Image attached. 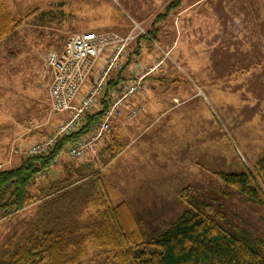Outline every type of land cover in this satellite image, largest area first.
Here are the masks:
<instances>
[{
    "label": "rangeland",
    "instance_id": "rangeland-1",
    "mask_svg": "<svg viewBox=\"0 0 264 264\" xmlns=\"http://www.w3.org/2000/svg\"><path fill=\"white\" fill-rule=\"evenodd\" d=\"M0 10L13 22L0 39V170L18 167L32 146L54 136L68 120L49 109L52 72L46 58L71 35L110 31L133 37L124 50V63L133 62L129 70L139 63L151 67L169 53L162 71L148 76L145 86L146 92L170 93L150 111L155 121L147 130L125 138L110 123L97 156L86 162L70 159L64 146L49 170L34 178L29 192L36 200L0 216V261L36 222L42 208L38 191L55 177H67L68 170L74 179L73 172L86 165L84 174H97L108 184L112 205H126L144 242L168 229L186 209L204 203L219 213L224 229L246 236L264 252V184L254 171L264 156V0H0ZM85 123L82 118L76 129ZM37 132L44 135L33 140ZM8 135L15 138L9 142ZM114 139L121 146L130 143L121 158L122 147ZM156 141L168 161L137 165L138 153ZM246 170L262 194L260 201L216 177ZM95 196L94 184L82 188L74 196L72 215L77 211L83 220L94 214L92 203L85 209L76 205ZM74 264L116 260L112 250L88 241Z\"/></svg>",
    "mask_w": 264,
    "mask_h": 264
},
{
    "label": "trees",
    "instance_id": "trees-1",
    "mask_svg": "<svg viewBox=\"0 0 264 264\" xmlns=\"http://www.w3.org/2000/svg\"><path fill=\"white\" fill-rule=\"evenodd\" d=\"M12 23L9 15L0 10V39ZM110 90L107 84L106 97ZM107 101H101L103 108L98 113H86V123L59 137L48 153L30 155L15 169L0 170L1 217L15 214L36 200L29 192L36 175L49 170L64 146L89 132L101 119ZM88 169L79 168L73 172L74 179L69 173L68 178L51 182L38 191L37 200L42 208L36 222L17 248L2 255L0 264H74L88 241L112 250L116 264H264V252L258 251L246 236L224 229L219 213L204 203L186 209L168 229L144 242L126 205H112L108 184L97 174H84ZM254 171L264 184V156L255 162ZM216 177L240 195L260 201L262 194L252 187L251 172H219ZM92 184L96 186V196L76 206L85 209L92 203L96 211L83 220L74 211L73 217L74 196ZM186 193L184 189L182 197Z\"/></svg>",
    "mask_w": 264,
    "mask_h": 264
},
{
    "label": "built area",
    "instance_id": "built-area-1",
    "mask_svg": "<svg viewBox=\"0 0 264 264\" xmlns=\"http://www.w3.org/2000/svg\"><path fill=\"white\" fill-rule=\"evenodd\" d=\"M131 40L133 37L122 38L110 31H87L71 35L60 52L51 51L47 55L46 66L52 72L47 93L49 109L53 114L66 115L68 120L54 136L32 146L30 155L49 152L59 137L78 129L77 122L98 104L110 73L122 70L124 50ZM168 56L169 53H164V59ZM101 59L103 64H99L96 73L94 68ZM163 60L147 68L140 63L136 65L134 78L121 92L115 94L101 119L86 135L68 144L67 155L70 159L81 162L88 155L96 154L110 130L111 121L120 113L125 101L133 95L146 92L145 79L156 71H162ZM89 78H92V83L86 87ZM137 113L138 110L132 111L130 118H134Z\"/></svg>",
    "mask_w": 264,
    "mask_h": 264
},
{
    "label": "crops",
    "instance_id": "crops-1",
    "mask_svg": "<svg viewBox=\"0 0 264 264\" xmlns=\"http://www.w3.org/2000/svg\"><path fill=\"white\" fill-rule=\"evenodd\" d=\"M65 41L66 40H64V42L62 44H60V46L58 48L52 49L51 51L60 52L62 50V47H63ZM102 60L103 59H101L100 62L95 66L94 72L97 73V71L99 70V64L100 65L103 64ZM124 60H125V58H124ZM134 62H136V61H134ZM132 63L130 64L129 63V59H128L126 61V63H123V68H122L121 71L118 72V71L114 70V71H112L110 73L109 79L107 80L106 85H105V89H106L107 84H108L109 87L112 88V90H110V94L106 97L105 96L106 93L104 94L105 91H103V93H102V95H101V97H100V99L98 101V104L92 109L94 111L91 110L92 112L90 111L89 113L94 114V113H98L99 111H101L102 108H103V104L101 103V101L104 100V99L108 100L107 104H106V109H107L109 107V105H110L109 103H111V101L113 100L115 94L121 92L122 89L124 88V86L126 84H128L129 82H131V80L134 78L135 68H136V65H133V69L132 70L128 69V67L130 65H132ZM91 83H92V78H89L87 80L86 87H87V85H90ZM144 83H146V81H144ZM86 87L84 88L83 91H85ZM168 96H170V93H168V92H159V91H153V92L152 91H147V92L142 93V94L133 95L127 101H125L124 106L120 110V113L116 116L115 119H113L111 121V124L113 123V126H115L117 128V130L120 133L121 137H124L126 134L132 135L133 133H139L141 131H145L155 121V120H151V118H150L151 115H149L150 111L151 110L152 111L156 110V107H161L162 106L161 101L166 100L168 98ZM171 99L174 101V103H173L174 106L173 107H176L177 106L175 104V102L177 100L176 96L175 95H171ZM45 102H46V99H45ZM47 102H48V100H47ZM134 110H138V113H137V115L134 118H130V114ZM43 133L40 136V134H38V132H37L36 134H33L30 137H32L33 140H35V139L36 140H40V138L43 137V135H44ZM8 137H9V142L15 138V137H12L10 135H8ZM30 137H28L27 139H29ZM125 138H126V136H125ZM130 139H131V136H130ZM115 141L113 143L115 146L118 145V147H122L120 149V151L118 152V154H117V158H121L127 152L130 143L121 146L122 144L118 143V141H116L117 142L116 143ZM156 144H158V145L155 146V144L153 142H150V144H147L146 146L143 147V149L138 153L139 157L142 158V159L138 160L139 162L137 163V165L139 163H141V162H144V161L150 162L152 164H154V163H162V162L165 163V162L168 161L167 151H163L162 147L160 146V144L157 141H156ZM96 154H97V152H96ZM93 156L94 155H88L87 158H91ZM86 166H88V165H86ZM51 170H53V168ZM64 171H66V168L64 169ZM68 172L70 173L69 170H68ZM57 180H60V176L55 177L53 180L48 181V184H50L51 182H56ZM45 187H42V189L45 188Z\"/></svg>",
    "mask_w": 264,
    "mask_h": 264
}]
</instances>
